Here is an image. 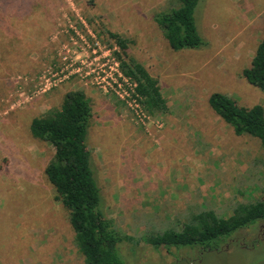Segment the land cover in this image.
I'll use <instances>...</instances> for the list:
<instances>
[{
    "label": "rangeland",
    "instance_id": "374dc122",
    "mask_svg": "<svg viewBox=\"0 0 264 264\" xmlns=\"http://www.w3.org/2000/svg\"><path fill=\"white\" fill-rule=\"evenodd\" d=\"M168 2L0 0V264H84L44 174L53 150L29 131L30 121L59 107L69 91L91 101L86 144L102 209L121 233L140 238L194 206L227 218L237 202L264 199L259 141L235 136L207 103L220 92L264 109V92L242 77L262 36L264 0H200L196 25L206 45L179 52L154 21ZM107 31L131 41L129 55L158 80L167 101V112L146 125L88 77L38 92L43 74L88 61L94 50L116 58ZM219 248L119 246L125 264H264V223Z\"/></svg>",
    "mask_w": 264,
    "mask_h": 264
},
{
    "label": "trees",
    "instance_id": "16d2710c",
    "mask_svg": "<svg viewBox=\"0 0 264 264\" xmlns=\"http://www.w3.org/2000/svg\"><path fill=\"white\" fill-rule=\"evenodd\" d=\"M200 0H169L167 7L155 14L154 21L168 47L179 52L206 45L196 25ZM115 41L114 53L123 73L137 85L143 109L150 117L164 115L167 101L158 80L146 67L129 55L131 41L107 31ZM242 77L252 87L264 92V27L250 65ZM209 108L231 129L235 136H249L259 141L264 152V109L239 106L227 95L215 92L207 100ZM92 118V104L82 90L67 92L59 107L30 121L33 139L48 144L53 152L44 174L54 189L55 200L67 213L73 241L84 264H125L121 244L141 243L154 250L219 251L220 245L239 231L264 223V199L237 202L229 217L203 207L190 209L176 221L161 222L140 238L121 233L102 209L100 189L94 178L86 137ZM255 242V241H253Z\"/></svg>",
    "mask_w": 264,
    "mask_h": 264
},
{
    "label": "built area",
    "instance_id": "2783aa9c",
    "mask_svg": "<svg viewBox=\"0 0 264 264\" xmlns=\"http://www.w3.org/2000/svg\"><path fill=\"white\" fill-rule=\"evenodd\" d=\"M92 54L94 57L88 61H79L78 64L70 61L59 72L43 74L38 84V92L45 93L60 83L62 79L71 76L85 79L88 77L95 80L104 92H110L124 104L135 122L146 125L150 116L143 109L141 98L136 92V83L123 73L113 53L107 51L96 55L94 50Z\"/></svg>",
    "mask_w": 264,
    "mask_h": 264
}]
</instances>
